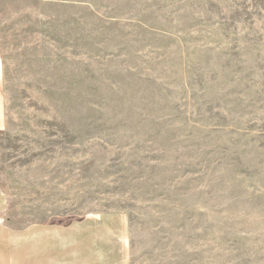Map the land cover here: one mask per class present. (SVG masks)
<instances>
[{
  "label": "rangeland",
  "instance_id": "rangeland-1",
  "mask_svg": "<svg viewBox=\"0 0 264 264\" xmlns=\"http://www.w3.org/2000/svg\"><path fill=\"white\" fill-rule=\"evenodd\" d=\"M24 5L0 66L15 224L124 211L131 264H264V0Z\"/></svg>",
  "mask_w": 264,
  "mask_h": 264
},
{
  "label": "crops",
  "instance_id": "crops-1",
  "mask_svg": "<svg viewBox=\"0 0 264 264\" xmlns=\"http://www.w3.org/2000/svg\"><path fill=\"white\" fill-rule=\"evenodd\" d=\"M25 3L28 0H0V66L14 37L29 27ZM6 121L0 87V134ZM8 200L0 184V264H131L130 219L124 211L17 225L10 218Z\"/></svg>",
  "mask_w": 264,
  "mask_h": 264
}]
</instances>
